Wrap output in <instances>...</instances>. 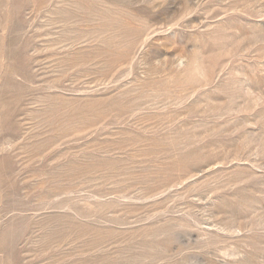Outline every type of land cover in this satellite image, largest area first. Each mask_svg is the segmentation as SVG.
<instances>
[{
    "label": "rangeland",
    "instance_id": "374dc122",
    "mask_svg": "<svg viewBox=\"0 0 264 264\" xmlns=\"http://www.w3.org/2000/svg\"><path fill=\"white\" fill-rule=\"evenodd\" d=\"M0 264H264V0H0Z\"/></svg>",
    "mask_w": 264,
    "mask_h": 264
}]
</instances>
